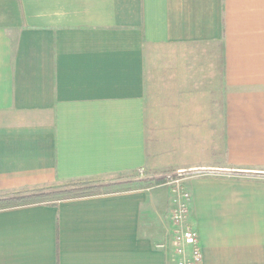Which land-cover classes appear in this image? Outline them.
<instances>
[{"label":"crops","instance_id":"1","mask_svg":"<svg viewBox=\"0 0 264 264\" xmlns=\"http://www.w3.org/2000/svg\"><path fill=\"white\" fill-rule=\"evenodd\" d=\"M190 170L201 264H264V0H0V194ZM169 214L138 184L2 209L0 264H172Z\"/></svg>","mask_w":264,"mask_h":264},{"label":"trees","instance_id":"2","mask_svg":"<svg viewBox=\"0 0 264 264\" xmlns=\"http://www.w3.org/2000/svg\"><path fill=\"white\" fill-rule=\"evenodd\" d=\"M164 181L163 175L141 177L136 180L118 181V183H94L87 179H77L63 185L42 186L0 194V210L33 204H56L70 200L129 189L130 185L141 187L159 186ZM124 182V183H122ZM125 186V187H123Z\"/></svg>","mask_w":264,"mask_h":264},{"label":"built area","instance_id":"3","mask_svg":"<svg viewBox=\"0 0 264 264\" xmlns=\"http://www.w3.org/2000/svg\"><path fill=\"white\" fill-rule=\"evenodd\" d=\"M171 180V178L169 179ZM178 181H171L170 230L166 238L155 245L162 251H170L172 264H201L202 253L197 232L189 223L191 194ZM167 182V181H166Z\"/></svg>","mask_w":264,"mask_h":264},{"label":"rangeland","instance_id":"4","mask_svg":"<svg viewBox=\"0 0 264 264\" xmlns=\"http://www.w3.org/2000/svg\"><path fill=\"white\" fill-rule=\"evenodd\" d=\"M200 174V171H169L168 173H165V174H161L163 175V178H164V181H163V184L168 190H169V194H170V207H171V189H172V185L169 184L172 180L175 181V180H180L178 181L179 183L177 184H180V186H183L184 187V184H183V180L185 179H188L190 177H193L194 175H199ZM142 175H138L137 176V179H139ZM146 176V175H145ZM143 176V177H145ZM171 178V180H169ZM131 179H134V176L132 178H128V179H125V180H131ZM124 180V181H125ZM118 181H123V180H118ZM118 181H115V183H118ZM167 181V182H166ZM106 184H109V182H105ZM113 183V182H111ZM124 183V182H122ZM122 185V184H121ZM123 186V185H122ZM125 187V186H123ZM152 187V186H150ZM2 197V196H0ZM192 201V199H191ZM189 217H190V212H189Z\"/></svg>","mask_w":264,"mask_h":264}]
</instances>
